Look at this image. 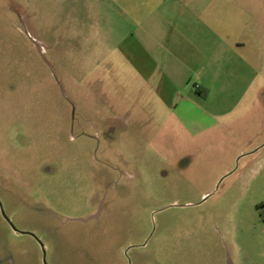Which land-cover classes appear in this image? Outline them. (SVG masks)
I'll use <instances>...</instances> for the list:
<instances>
[{
	"label": "rangeland",
	"instance_id": "1",
	"mask_svg": "<svg viewBox=\"0 0 264 264\" xmlns=\"http://www.w3.org/2000/svg\"><path fill=\"white\" fill-rule=\"evenodd\" d=\"M202 2L225 55L165 97L93 0H0V202L48 264H264V0ZM0 264H43L1 214Z\"/></svg>",
	"mask_w": 264,
	"mask_h": 264
},
{
	"label": "crops",
	"instance_id": "2",
	"mask_svg": "<svg viewBox=\"0 0 264 264\" xmlns=\"http://www.w3.org/2000/svg\"><path fill=\"white\" fill-rule=\"evenodd\" d=\"M188 3L189 0H93L108 27L105 46L112 49L105 60L95 63L104 61L109 72L110 68L117 70L118 65L127 66L128 73L123 69L121 80L145 81L160 75L158 88L165 97L180 91L192 93L190 80L196 81L194 90L207 96L209 89L203 75L210 64L224 57L225 36L217 24H209L203 2L197 8H187ZM170 101L162 100L165 111L188 112L191 106L189 99Z\"/></svg>",
	"mask_w": 264,
	"mask_h": 264
},
{
	"label": "water",
	"instance_id": "3",
	"mask_svg": "<svg viewBox=\"0 0 264 264\" xmlns=\"http://www.w3.org/2000/svg\"><path fill=\"white\" fill-rule=\"evenodd\" d=\"M0 210H1V214L3 216V218L9 223L10 227L12 228L13 231L15 232H19L16 227L14 226V224L12 223V221L7 217V215L5 214L4 212V209H3V206H2V203L0 202ZM100 212H98L97 214L93 215L91 218H97L98 215H99ZM85 221V220H84ZM20 233H27V232H20ZM30 234L31 236H33L37 242L39 243L41 249H42V261H43V264H48L46 262V255H45V249H44V245L42 244V242L32 233H28Z\"/></svg>",
	"mask_w": 264,
	"mask_h": 264
},
{
	"label": "flooded vegetation",
	"instance_id": "4",
	"mask_svg": "<svg viewBox=\"0 0 264 264\" xmlns=\"http://www.w3.org/2000/svg\"><path fill=\"white\" fill-rule=\"evenodd\" d=\"M259 148H257V149H255L253 152H256L257 150H258ZM253 152H251V153H253ZM0 214H1V210H0ZM1 216H2V214H1ZM2 218H3V216H2ZM4 219V218H3ZM5 220V219H4ZM6 221V220H5ZM7 222V221H6ZM8 223V222H7ZM9 224V223H8ZM10 226V225H9ZM12 229V228H11ZM14 233H16V234H28V233H20V231L19 232H15V231H13ZM28 235H30V234H28ZM31 236V235H30ZM36 242H37V240L33 237V236H31ZM38 243V242H37ZM39 244V243H38ZM40 246V245H39ZM40 249H41V247H40ZM44 249H45V247H44ZM41 252H42V249H41ZM45 255H46V250H45ZM43 262V261H42Z\"/></svg>",
	"mask_w": 264,
	"mask_h": 264
},
{
	"label": "trees",
	"instance_id": "5",
	"mask_svg": "<svg viewBox=\"0 0 264 264\" xmlns=\"http://www.w3.org/2000/svg\"><path fill=\"white\" fill-rule=\"evenodd\" d=\"M260 208L262 209V211L260 210V212H261V215H262V217H263V219H264V202L260 205Z\"/></svg>",
	"mask_w": 264,
	"mask_h": 264
}]
</instances>
